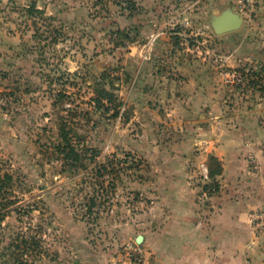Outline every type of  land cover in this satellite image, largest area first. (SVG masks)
Here are the masks:
<instances>
[{"label":"rangeland","instance_id":"obj_1","mask_svg":"<svg viewBox=\"0 0 264 264\" xmlns=\"http://www.w3.org/2000/svg\"><path fill=\"white\" fill-rule=\"evenodd\" d=\"M31 4L39 12L29 14ZM225 8L243 22L216 35L210 16ZM99 87L113 101L97 103ZM194 90L212 91L240 119L264 108V0H0V264L102 255L149 264L153 255L135 238L164 226L158 218L183 199L184 179L194 202L210 196L216 165L210 154L198 158L208 143L196 141L194 128L209 116L205 99L187 100ZM61 122L78 148L98 154L96 163L119 161L114 181L105 175L97 189L93 174L64 165L55 150ZM250 219L263 222L264 264V211Z\"/></svg>","mask_w":264,"mask_h":264},{"label":"crops","instance_id":"obj_2","mask_svg":"<svg viewBox=\"0 0 264 264\" xmlns=\"http://www.w3.org/2000/svg\"><path fill=\"white\" fill-rule=\"evenodd\" d=\"M203 99L202 106L209 116L207 126L194 128L196 141L208 143V154H199L198 158L204 160L210 154L220 162L218 192L206 202L196 203V191L189 188L192 182L184 179L179 186L185 191L180 193L183 199L168 203L170 212L164 213L165 219L158 218L164 226L155 234L143 235L141 243L153 255L149 264H258L263 255L257 245L263 222L250 217H256L258 209L264 211V137L261 139L259 126L264 124V108L256 107L251 111L253 115L247 112L248 119L244 115L240 119L242 112L225 105L219 107L212 91L187 93V100L193 103H202ZM218 113L222 114L225 131L221 137L214 132ZM184 176L192 179L193 172L184 171ZM73 263L110 264L103 255L82 257Z\"/></svg>","mask_w":264,"mask_h":264},{"label":"trees","instance_id":"obj_3","mask_svg":"<svg viewBox=\"0 0 264 264\" xmlns=\"http://www.w3.org/2000/svg\"><path fill=\"white\" fill-rule=\"evenodd\" d=\"M34 11L39 12L36 10L35 5L31 4L28 7V13L32 14ZM96 94V102L100 103L102 100H106L107 102L113 101V95L105 88V87H99L95 90ZM119 105V104H118ZM115 111V110H114ZM118 112H114L113 115H117ZM70 130L66 129L65 122H61V126H59L58 131V137L60 142L56 145V152L58 155L62 156V160L64 162V165L67 166L69 169H80L83 170L85 173H91L92 179L96 180V182L93 183V185L97 186V189H101V179L105 175L113 176L111 177V180L114 181V179L117 178L118 174H120L121 169L117 168L119 167L120 163L119 161L111 162L107 161V164H101L96 163V158L98 154H96L94 151L91 153L89 152L88 148H78V145L73 141V139L70 136ZM209 159L213 161L216 165L215 170H208V178L212 180V183L208 186V195H213L218 192L219 185L216 181V176L220 175L221 173V165L220 162L215 158L214 156H209ZM91 163L93 166L88 170V166L86 163ZM131 168H137L136 166H125V169L129 170ZM100 180V182H99ZM114 184L110 183V191H114ZM97 189L94 193H97ZM106 193H108L106 191ZM94 196L88 200L90 203L88 205H84L86 209L88 210V213H91L92 207L95 206V200ZM33 238H30V240ZM20 244L25 246L26 244H30L28 240L25 238L20 239Z\"/></svg>","mask_w":264,"mask_h":264},{"label":"water","instance_id":"obj_4","mask_svg":"<svg viewBox=\"0 0 264 264\" xmlns=\"http://www.w3.org/2000/svg\"><path fill=\"white\" fill-rule=\"evenodd\" d=\"M210 26L216 35H222L238 30L242 25V18L230 8L223 9L218 15L210 16ZM143 237L136 236L135 243L141 244Z\"/></svg>","mask_w":264,"mask_h":264},{"label":"built area","instance_id":"obj_5","mask_svg":"<svg viewBox=\"0 0 264 264\" xmlns=\"http://www.w3.org/2000/svg\"><path fill=\"white\" fill-rule=\"evenodd\" d=\"M251 1L252 0H246V2H248L249 4L251 3ZM231 80H232V82H238L239 81V77L233 75ZM124 261L125 262L123 264H131V260L130 259H126Z\"/></svg>","mask_w":264,"mask_h":264}]
</instances>
